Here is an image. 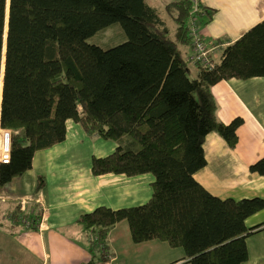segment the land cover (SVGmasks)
<instances>
[{
  "label": "trees",
  "instance_id": "1",
  "mask_svg": "<svg viewBox=\"0 0 264 264\" xmlns=\"http://www.w3.org/2000/svg\"><path fill=\"white\" fill-rule=\"evenodd\" d=\"M167 8L178 24L174 37L147 0H0V125L12 133L0 185L30 170L36 152L63 142L69 120L117 143L113 154L93 159L95 175L155 177L145 204L101 206L81 217L91 237L85 264L109 261V232L123 221L134 243L182 248L188 264H243L247 238L260 228L250 229L247 220L264 210L263 198L216 197L195 174L207 164L209 133L231 148L239 142L244 120L221 122L212 88L264 78V21L218 59L209 53V66L196 63L193 77L179 44L195 55L190 28L199 27L205 42L202 29L215 11L193 0ZM117 24L125 42L107 49L89 42ZM251 171L264 176V157Z\"/></svg>",
  "mask_w": 264,
  "mask_h": 264
},
{
  "label": "crops",
  "instance_id": "2",
  "mask_svg": "<svg viewBox=\"0 0 264 264\" xmlns=\"http://www.w3.org/2000/svg\"><path fill=\"white\" fill-rule=\"evenodd\" d=\"M175 1L179 0H147L162 12L173 37L178 24L167 7ZM197 1L215 11L202 29L215 59L264 21V0ZM179 49L191 61V76L197 77L198 67L192 60L194 48L180 43ZM212 93L221 122L230 124L242 118L244 123L238 129L235 148L216 132L207 135V164L195 178L222 199H264V176L251 171V166L264 157V78L222 81L213 86ZM3 130L0 125V150ZM101 139L87 132L81 123L69 120L63 142L36 152L30 170L0 185V264H85L92 255L90 234L80 221L83 215L101 206H139L152 198V174L131 177L93 173L94 158L115 152L113 143L106 148ZM40 177H46L47 182L39 186ZM247 226L260 228L247 238L249 259L243 264H264V210L251 216ZM107 243V264H115L122 256L135 264H188L181 248L165 247L162 256L165 242L133 243L130 226L124 221L109 232Z\"/></svg>",
  "mask_w": 264,
  "mask_h": 264
},
{
  "label": "rangeland",
  "instance_id": "3",
  "mask_svg": "<svg viewBox=\"0 0 264 264\" xmlns=\"http://www.w3.org/2000/svg\"><path fill=\"white\" fill-rule=\"evenodd\" d=\"M165 16L167 17L166 14H165ZM171 23L173 24V21H171ZM126 40H127V36H126L124 30L122 29L120 24H117V25L110 27L106 32L102 31L97 36L90 38L89 42L91 44L94 43V44L101 46L102 48L107 49V48L114 47L118 44H121V43L125 42ZM192 74H193V72H192ZM101 141L103 143H105L104 145L106 146V148H108L109 146L111 147L112 143H113L114 144V151L116 150L117 143H114L113 140L101 139ZM39 180H40L39 186L42 185V183L45 184L47 182L46 177H40ZM132 241H133V239H132ZM144 243H146V242H144ZM135 244H137V243H135ZM139 244H143V243H139ZM113 247L115 249H117L118 245H113ZM165 247H168L170 249V246L168 244L163 245L162 256H163V253L165 252L164 251ZM104 262L105 261L100 262L99 264H107V262H105V263ZM115 264H135V261L126 257V256H122L120 258V260H117V262Z\"/></svg>",
  "mask_w": 264,
  "mask_h": 264
},
{
  "label": "built area",
  "instance_id": "4",
  "mask_svg": "<svg viewBox=\"0 0 264 264\" xmlns=\"http://www.w3.org/2000/svg\"><path fill=\"white\" fill-rule=\"evenodd\" d=\"M194 4L197 5L198 1L193 0ZM190 36L192 37L195 44V55L193 61L195 63L209 66L211 64L208 54L212 53L205 42L202 40L201 31L194 23L190 28ZM11 149H12V133L9 130H3L1 150H0V164H7L11 159Z\"/></svg>",
  "mask_w": 264,
  "mask_h": 264
},
{
  "label": "bare ground",
  "instance_id": "5",
  "mask_svg": "<svg viewBox=\"0 0 264 264\" xmlns=\"http://www.w3.org/2000/svg\"><path fill=\"white\" fill-rule=\"evenodd\" d=\"M1 99H2V93L0 94V101H1Z\"/></svg>",
  "mask_w": 264,
  "mask_h": 264
},
{
  "label": "water",
  "instance_id": "6",
  "mask_svg": "<svg viewBox=\"0 0 264 264\" xmlns=\"http://www.w3.org/2000/svg\"><path fill=\"white\" fill-rule=\"evenodd\" d=\"M5 53H6V51H5Z\"/></svg>",
  "mask_w": 264,
  "mask_h": 264
}]
</instances>
